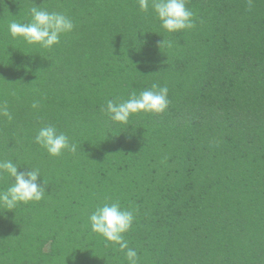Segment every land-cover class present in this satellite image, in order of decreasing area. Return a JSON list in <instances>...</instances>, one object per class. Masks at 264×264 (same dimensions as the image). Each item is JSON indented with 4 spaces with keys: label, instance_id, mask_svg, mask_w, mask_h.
<instances>
[{
    "label": "trees",
    "instance_id": "trees-1",
    "mask_svg": "<svg viewBox=\"0 0 264 264\" xmlns=\"http://www.w3.org/2000/svg\"><path fill=\"white\" fill-rule=\"evenodd\" d=\"M66 259L264 264V0H0V264Z\"/></svg>",
    "mask_w": 264,
    "mask_h": 264
},
{
    "label": "rangeland",
    "instance_id": "rangeland-1",
    "mask_svg": "<svg viewBox=\"0 0 264 264\" xmlns=\"http://www.w3.org/2000/svg\"><path fill=\"white\" fill-rule=\"evenodd\" d=\"M50 248H51V244H50V242H48L47 244H46V246L43 248V252L44 253H46V252H48L49 250H50ZM65 262V264H68V263H70V260L69 259H66V260H62L61 262H60V264H64V262ZM71 263H73V261L71 262ZM82 264V263H81Z\"/></svg>",
    "mask_w": 264,
    "mask_h": 264
}]
</instances>
